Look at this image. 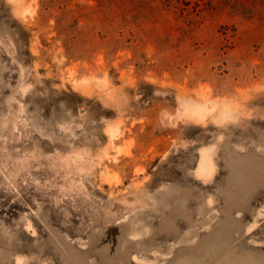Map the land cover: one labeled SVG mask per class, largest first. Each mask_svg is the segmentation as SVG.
<instances>
[{
    "label": "rangeland",
    "instance_id": "obj_1",
    "mask_svg": "<svg viewBox=\"0 0 264 264\" xmlns=\"http://www.w3.org/2000/svg\"><path fill=\"white\" fill-rule=\"evenodd\" d=\"M0 264H264V0H0Z\"/></svg>",
    "mask_w": 264,
    "mask_h": 264
},
{
    "label": "bare ground",
    "instance_id": "obj_2",
    "mask_svg": "<svg viewBox=\"0 0 264 264\" xmlns=\"http://www.w3.org/2000/svg\"><path fill=\"white\" fill-rule=\"evenodd\" d=\"M112 130V129H111ZM111 135L113 134V131H110ZM202 162L199 164V171L201 173H207L210 169V161L207 153L205 151L201 152Z\"/></svg>",
    "mask_w": 264,
    "mask_h": 264
}]
</instances>
